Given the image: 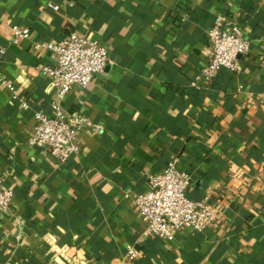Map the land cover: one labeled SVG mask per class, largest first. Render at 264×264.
Instances as JSON below:
<instances>
[{"label": "crops", "instance_id": "1", "mask_svg": "<svg viewBox=\"0 0 264 264\" xmlns=\"http://www.w3.org/2000/svg\"><path fill=\"white\" fill-rule=\"evenodd\" d=\"M220 17L251 51L241 72L193 85ZM13 24L30 36L9 45ZM73 31L111 60L64 100L86 126L80 153L60 163L30 142L34 114L56 99L34 70L49 52L33 45ZM3 46L0 76L16 96L0 80V176L14 193L0 213V264H264V0H0ZM173 159L195 178L190 196L209 197L222 221L167 242L143 235L134 200Z\"/></svg>", "mask_w": 264, "mask_h": 264}, {"label": "built area", "instance_id": "2", "mask_svg": "<svg viewBox=\"0 0 264 264\" xmlns=\"http://www.w3.org/2000/svg\"><path fill=\"white\" fill-rule=\"evenodd\" d=\"M50 6L55 11L59 9L58 5ZM11 31L9 45L19 44L30 36V28L25 24H13ZM207 39L210 56L196 72L193 85L208 86L223 68L234 73L241 72V58L251 51V41L244 35L242 27L236 23H226L223 17L208 29ZM33 46L49 52L52 63H41L34 70L38 75L48 77L56 99L52 102L50 113L37 111L34 114L35 128L30 142L43 146L51 157L63 163L80 153L78 133L86 126L82 113L65 110L64 100L74 87L89 85L98 73L103 72L111 57L108 48L98 39L87 38L74 31L62 40L39 41ZM7 48H0V63ZM0 80L14 92L12 83L1 76ZM14 94L16 96V92ZM21 105L29 108L24 99H21ZM4 181L5 178L0 176L2 214L10 211L14 195L12 189L5 187ZM194 184L192 172L180 168L175 159L147 175L146 190L134 200L145 237L154 236L170 242L184 229L202 231L222 221V212L209 197L195 199L190 196ZM138 256V248L128 245L125 253L127 261H134Z\"/></svg>", "mask_w": 264, "mask_h": 264}]
</instances>
